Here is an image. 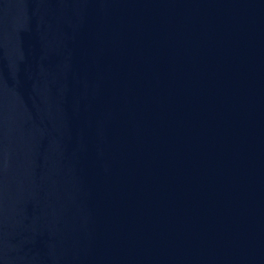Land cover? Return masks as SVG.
Masks as SVG:
<instances>
[{
    "label": "water",
    "instance_id": "1",
    "mask_svg": "<svg viewBox=\"0 0 264 264\" xmlns=\"http://www.w3.org/2000/svg\"><path fill=\"white\" fill-rule=\"evenodd\" d=\"M0 264H264V0H0Z\"/></svg>",
    "mask_w": 264,
    "mask_h": 264
}]
</instances>
